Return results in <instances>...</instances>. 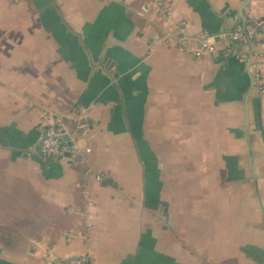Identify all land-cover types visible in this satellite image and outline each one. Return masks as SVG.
I'll list each match as a JSON object with an SVG mask.
<instances>
[{
  "label": "crops",
  "instance_id": "crops-1",
  "mask_svg": "<svg viewBox=\"0 0 264 264\" xmlns=\"http://www.w3.org/2000/svg\"><path fill=\"white\" fill-rule=\"evenodd\" d=\"M249 19L264 0H0V264H264V39L194 54Z\"/></svg>",
  "mask_w": 264,
  "mask_h": 264
},
{
  "label": "built area",
  "instance_id": "built-area-1",
  "mask_svg": "<svg viewBox=\"0 0 264 264\" xmlns=\"http://www.w3.org/2000/svg\"><path fill=\"white\" fill-rule=\"evenodd\" d=\"M218 38L224 40L237 57H241L243 55L238 52V48L254 46L264 39V20L249 19L242 23H238L229 32H225L219 36H207L202 40L200 48L194 54L200 57L205 53H216L218 50L216 39ZM249 66L255 84L259 86L260 93L264 94V77L260 62L254 60L250 62ZM65 134V125L60 120H56L52 126L47 128L40 144V152L44 158L57 161L66 157L68 147L64 140ZM60 264L88 263L85 258L72 257Z\"/></svg>",
  "mask_w": 264,
  "mask_h": 264
},
{
  "label": "water",
  "instance_id": "water-1",
  "mask_svg": "<svg viewBox=\"0 0 264 264\" xmlns=\"http://www.w3.org/2000/svg\"><path fill=\"white\" fill-rule=\"evenodd\" d=\"M64 140H65V141L68 140V136H67V135L64 136Z\"/></svg>",
  "mask_w": 264,
  "mask_h": 264
}]
</instances>
